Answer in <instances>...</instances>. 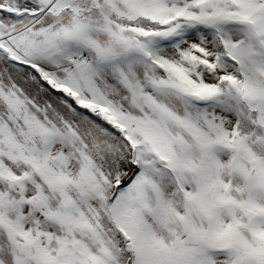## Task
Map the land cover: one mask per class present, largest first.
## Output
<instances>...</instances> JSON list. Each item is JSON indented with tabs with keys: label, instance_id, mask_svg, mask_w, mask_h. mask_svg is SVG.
I'll return each mask as SVG.
<instances>
[{
	"label": "snow or ice",
	"instance_id": "1",
	"mask_svg": "<svg viewBox=\"0 0 264 264\" xmlns=\"http://www.w3.org/2000/svg\"><path fill=\"white\" fill-rule=\"evenodd\" d=\"M0 264H264V0H0Z\"/></svg>",
	"mask_w": 264,
	"mask_h": 264
}]
</instances>
